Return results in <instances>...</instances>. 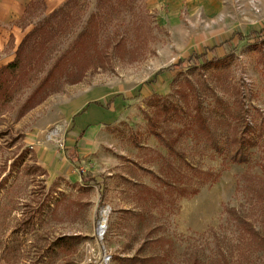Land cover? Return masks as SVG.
I'll use <instances>...</instances> for the list:
<instances>
[{"label":"rangeland","instance_id":"obj_1","mask_svg":"<svg viewBox=\"0 0 264 264\" xmlns=\"http://www.w3.org/2000/svg\"><path fill=\"white\" fill-rule=\"evenodd\" d=\"M126 1L130 9L117 3L101 13L97 49L89 45L96 65L78 82L17 116L95 0H77L56 22L31 70L0 102V264H121L123 257H136L132 264H264V252H252L233 215L223 212L244 216L264 239V0H164L157 7L153 0ZM48 14L35 3L22 18L26 33ZM109 35L120 41L116 48ZM212 57L222 61L204 64ZM165 72L172 81L164 95L135 93ZM99 86L122 91L112 97L122 114L71 165L61 153L71 128L60 104ZM200 115L212 136L202 132ZM233 133L252 143L241 149L244 163L228 159ZM175 136L176 152H169L163 144ZM16 146L34 155L28 150L11 164ZM41 148L55 155L45 176L28 168H43ZM85 171L96 185L69 186ZM72 234L83 240L70 256L46 254L56 237Z\"/></svg>","mask_w":264,"mask_h":264},{"label":"trees","instance_id":"obj_2","mask_svg":"<svg viewBox=\"0 0 264 264\" xmlns=\"http://www.w3.org/2000/svg\"><path fill=\"white\" fill-rule=\"evenodd\" d=\"M112 0H95V9L94 12L90 13L86 18L82 28L76 33L75 37L67 45L66 48L53 60L50 66L46 69L41 78L38 79L35 86L30 90V92L24 98L22 104L19 107L18 115L21 116L26 111L34 108L40 104L46 97L56 93L60 90L62 84H73L79 81L83 76L85 70L89 69V66L96 65L89 63V45L92 50L97 49L96 42L98 32L100 31V16L101 13L108 7L109 9H114L116 4L119 3L122 8L131 6L129 1L126 0H113L116 1L115 4H110ZM38 1H31L25 8V13L30 11V8L34 6ZM77 0H66L61 6L51 11L46 17H44L41 22L34 27H32L27 33L24 34L20 42L18 43L13 58L10 62L0 67V102L3 100L7 93L12 88L13 84H18L27 72L31 70L32 62L35 59V55L39 50H42L45 46L46 40L52 35V32L56 29V22L60 19L65 20V17L68 14V11L73 8ZM38 4L41 3L38 2ZM130 9V7L128 8ZM108 40L110 42V48H116L118 42L114 41L111 35H109ZM222 61V58H211L207 61V66L210 67L213 65H219ZM90 64V65H89ZM178 63L173 65L177 67ZM173 115H176L178 110L176 107H170ZM172 115L169 116V118ZM200 122L202 121L203 128L202 132L210 137L212 136L211 131L209 130L204 117L200 115ZM150 128L149 134L153 137H157L158 141L159 136L154 127V123L147 121ZM205 123V124H204ZM210 131V132H209ZM182 133L181 130H177V136H180ZM210 133V134H208ZM171 137L169 141L163 144L169 152H176L174 149L175 145L178 142V137ZM235 133L232 134L230 142V155L229 161L231 163H244L246 161V156L243 154L241 149L245 150L248 147L252 146V143L246 138L241 136L237 137ZM209 147L213 150H217L215 141L208 139L206 141ZM67 158L75 162V157L67 154ZM81 178L84 179V175L79 173ZM89 181H92L89 178ZM196 193V190L190 192V195ZM127 211V210H125ZM227 216L233 215L232 220L235 224V227L238 231V234L243 237L248 247L252 252H264V239L259 235L252 224L237 212L234 213L233 209L230 211L224 209L223 211ZM82 241L79 236H60L55 238L51 244L46 249V254L55 253L57 250L64 255H67L71 249H73L77 244ZM159 239H154L151 242L159 243ZM57 254V253H55ZM148 258H145V261ZM119 260V259H118ZM136 257H123L120 259L121 264H132L136 261ZM140 261V260H139Z\"/></svg>","mask_w":264,"mask_h":264},{"label":"crops","instance_id":"obj_3","mask_svg":"<svg viewBox=\"0 0 264 264\" xmlns=\"http://www.w3.org/2000/svg\"><path fill=\"white\" fill-rule=\"evenodd\" d=\"M31 1L35 0H0V67L12 60L13 52L15 51L23 35L28 30V28H23L22 18L26 14V6ZM36 1L41 3V7L43 8L44 13L48 14L54 9L61 6L66 0ZM161 2L163 3L164 0H153L152 3L155 5V7H157L161 4ZM160 16L163 15L160 13ZM7 50L8 54L5 52ZM171 76L172 75L165 72L158 77L157 73L155 76L156 79L155 81H153V84L151 83V86L139 85L135 93L139 92V95L143 97L151 96L153 94L159 96L160 94L164 95L168 91V88L171 84ZM163 80H166V82H163ZM131 90L132 88L129 89V92H132ZM121 92L122 91L112 93L106 86H99L90 89L87 88L83 90V92L75 95L67 102H63L62 104H60L59 114L63 116L64 119H66L67 125L69 124L71 128V138L67 140L69 143H67L68 145L61 152L66 162H69L71 165H77L79 163L81 155L87 151L89 152V148L95 147L93 139L95 135L100 132V129H107V126L111 122L117 120V118L122 114L123 108L120 106L121 101H118V99L114 100V98L112 99L114 95H118ZM102 100H106L104 101L105 103H101ZM9 146H12V143H10ZM18 150L19 148L16 146L14 148V153L12 154L14 155V157L11 159V164L14 163L16 159L21 161L22 157L26 154L25 152H27L28 150L31 151V149L25 148H22L19 151ZM31 152L34 155V152ZM67 154L75 157V162L70 161L67 158ZM54 156V153H50L46 149H39V151L37 152V159L39 160L38 163H41L43 168L39 167L38 165L32 164L33 167H28L31 170L30 174L38 171L39 175L45 176L47 175L46 168H52L50 169V171H53L55 169L53 167L55 164ZM3 171L4 170H2V172ZM81 174L84 175V179L81 178V175L78 173V179L76 178L72 183H68L69 186L78 189H87L89 188V186L96 185L94 176L90 175L86 171L81 172ZM4 177L5 175L2 176V178ZM89 178L92 181H89ZM57 179L58 177H55V179L51 181V184L56 185ZM76 205L78 209L82 206L80 202H77ZM60 236L79 235L72 234ZM81 239L83 240L82 237ZM73 249H71L67 254L68 256H70ZM59 253L61 254V252Z\"/></svg>","mask_w":264,"mask_h":264}]
</instances>
